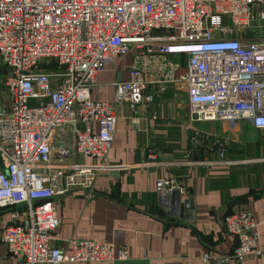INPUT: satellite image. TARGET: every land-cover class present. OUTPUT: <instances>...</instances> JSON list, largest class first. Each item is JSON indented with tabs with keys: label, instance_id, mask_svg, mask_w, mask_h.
I'll return each mask as SVG.
<instances>
[{
	"label": "built area",
	"instance_id": "obj_1",
	"mask_svg": "<svg viewBox=\"0 0 264 264\" xmlns=\"http://www.w3.org/2000/svg\"><path fill=\"white\" fill-rule=\"evenodd\" d=\"M131 49L130 77L114 82L113 100L91 99L97 73ZM174 54L186 55L183 69ZM0 66V209L10 215L0 217L1 241L19 264L126 260L112 242L51 246L61 223L54 200L114 167L115 106L135 110L168 83L186 90L196 121L248 119L264 129V0H0ZM71 148L97 162H66ZM209 148L223 157L220 140ZM174 189L184 192L172 178L156 181L162 197ZM223 224L231 251L205 252L203 263L261 255L249 211Z\"/></svg>",
	"mask_w": 264,
	"mask_h": 264
},
{
	"label": "crops",
	"instance_id": "obj_2",
	"mask_svg": "<svg viewBox=\"0 0 264 264\" xmlns=\"http://www.w3.org/2000/svg\"><path fill=\"white\" fill-rule=\"evenodd\" d=\"M167 32L154 30L155 35ZM134 54L131 49L105 64L90 88L91 99L113 100L114 82L129 79ZM171 57L185 67V54ZM115 113L118 119L108 152L114 167L99 169L89 188L71 186L54 200V214L61 223L51 234L50 245L69 249L76 238L112 242L125 247L128 258L65 264H218L203 263L201 256L231 251L235 240L225 232L223 220L237 210L251 213L257 246L263 251L229 264H264V129L248 119L195 124L186 90L171 83L155 92L150 103L135 110L127 102L117 104ZM214 140L224 145L222 158L209 148ZM78 161L97 162L80 158L71 148L66 162ZM162 177L184 189L172 190L176 192L172 205L156 191ZM189 198L193 209L180 215L179 204ZM185 212H192L193 218L187 221ZM0 217L2 224L9 222V209H0ZM0 264H19L1 239Z\"/></svg>",
	"mask_w": 264,
	"mask_h": 264
},
{
	"label": "water",
	"instance_id": "obj_3",
	"mask_svg": "<svg viewBox=\"0 0 264 264\" xmlns=\"http://www.w3.org/2000/svg\"><path fill=\"white\" fill-rule=\"evenodd\" d=\"M175 195H176V192L174 191V192H172V193H170V194L164 196V197L162 198V200H163L165 203H170V204L172 205V204L176 203ZM174 199H175V200H174ZM171 205H170V206H171ZM179 209H180V210H179L180 215L182 214V211H184V209H193V201H192V199L189 198L188 200H186V201H184L183 203L179 204ZM188 211H190V210H188ZM185 217H186L187 221H188L189 219H192V218H193V216H192V212H190L188 215H187V213L185 212Z\"/></svg>",
	"mask_w": 264,
	"mask_h": 264
},
{
	"label": "rangeland",
	"instance_id": "obj_4",
	"mask_svg": "<svg viewBox=\"0 0 264 264\" xmlns=\"http://www.w3.org/2000/svg\"><path fill=\"white\" fill-rule=\"evenodd\" d=\"M1 68H2V66H0V79H1V77L3 76V74L5 73V72H4V69L2 70ZM49 68H50V69H53L54 66L52 65V66L49 67ZM33 103H34V100H30L29 104L31 105V104H33ZM204 123H207V121H197V122H195V124H204Z\"/></svg>",
	"mask_w": 264,
	"mask_h": 264
},
{
	"label": "trees",
	"instance_id": "obj_5",
	"mask_svg": "<svg viewBox=\"0 0 264 264\" xmlns=\"http://www.w3.org/2000/svg\"><path fill=\"white\" fill-rule=\"evenodd\" d=\"M3 70V68H1Z\"/></svg>",
	"mask_w": 264,
	"mask_h": 264
}]
</instances>
